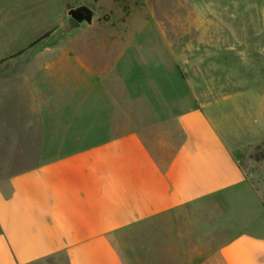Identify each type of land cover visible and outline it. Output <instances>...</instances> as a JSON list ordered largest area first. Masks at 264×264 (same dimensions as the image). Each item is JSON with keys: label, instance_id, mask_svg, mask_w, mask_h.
Masks as SVG:
<instances>
[{"label": "crops", "instance_id": "0c3cea01", "mask_svg": "<svg viewBox=\"0 0 264 264\" xmlns=\"http://www.w3.org/2000/svg\"><path fill=\"white\" fill-rule=\"evenodd\" d=\"M79 5L0 0V117L14 103L33 135L3 163L22 168L0 175V264H264V194L239 156L264 142V92L182 99L164 31L39 48ZM140 106L177 144L151 148Z\"/></svg>", "mask_w": 264, "mask_h": 264}, {"label": "rangeland", "instance_id": "374dc122", "mask_svg": "<svg viewBox=\"0 0 264 264\" xmlns=\"http://www.w3.org/2000/svg\"><path fill=\"white\" fill-rule=\"evenodd\" d=\"M85 1L92 4L99 16L93 25L86 27L96 29L89 37L93 41L102 36H117L118 32L133 36L140 32L141 37L151 36L163 47L160 39L162 31L166 33L173 53L165 56L168 61L174 59L180 70L181 85L177 84L175 89L182 99L211 100L251 88L264 92V0ZM100 24L106 26L101 28ZM7 104L5 115L0 117V175L22 168L18 164L14 167L3 164L14 139L27 143L33 137L18 131L28 118L18 119L13 114L14 103ZM139 108L150 115L144 123L152 126L145 132L152 149L160 152L162 147L177 144L181 134L173 121L168 123L161 118L157 122L145 106ZM239 156L254 186L264 194V142L247 147ZM212 205L224 206L227 202L215 198ZM245 206L254 207L253 199Z\"/></svg>", "mask_w": 264, "mask_h": 264}, {"label": "water", "instance_id": "95a60500", "mask_svg": "<svg viewBox=\"0 0 264 264\" xmlns=\"http://www.w3.org/2000/svg\"><path fill=\"white\" fill-rule=\"evenodd\" d=\"M98 13L88 5L70 7L68 17L39 48H53L62 41L69 39L84 28L93 25L98 19Z\"/></svg>", "mask_w": 264, "mask_h": 264}, {"label": "trees", "instance_id": "16d2710c", "mask_svg": "<svg viewBox=\"0 0 264 264\" xmlns=\"http://www.w3.org/2000/svg\"><path fill=\"white\" fill-rule=\"evenodd\" d=\"M36 43H34L32 46H34Z\"/></svg>", "mask_w": 264, "mask_h": 264}]
</instances>
